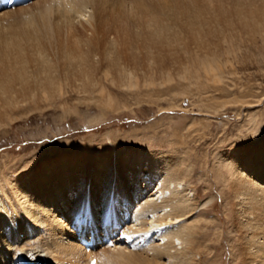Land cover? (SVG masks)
<instances>
[{"label":"bare ground","instance_id":"6f19581e","mask_svg":"<svg viewBox=\"0 0 264 264\" xmlns=\"http://www.w3.org/2000/svg\"><path fill=\"white\" fill-rule=\"evenodd\" d=\"M114 6L131 17L134 35L102 22ZM0 23L11 29L0 41L1 128L46 103L57 106L54 101L74 95L95 99L109 83L136 90L157 81L160 72L184 77L193 50L199 57L212 51L211 36L233 32L264 40V0L209 8L161 0L153 7L137 0H31L0 9ZM88 141L34 159L16 179L8 178L10 159L0 164V264H264V140L236 148L215 241L208 230L213 224L192 218L215 198L201 201L182 180V168L172 178L169 164L153 156L149 164L156 175L161 168L167 172L155 190V171L150 177L144 172L146 152H122V143L113 141L111 166L108 149ZM86 237L91 248L82 244ZM224 238L230 262L221 259Z\"/></svg>","mask_w":264,"mask_h":264},{"label":"rangeland","instance_id":"374dc122","mask_svg":"<svg viewBox=\"0 0 264 264\" xmlns=\"http://www.w3.org/2000/svg\"><path fill=\"white\" fill-rule=\"evenodd\" d=\"M161 1L205 8H209L211 3L229 2ZM137 3L153 7L158 4V0H137ZM110 7L102 22H107L112 29L117 26L114 30L120 27L118 33L121 35H131V17L127 12H121L117 6L113 7V12L119 10L118 13L114 12L118 15L114 14L115 17H112ZM124 13L129 18L124 17ZM109 14L111 20L108 19ZM120 17L123 19L117 21ZM15 30L16 27L12 31ZM9 31L11 29L0 26V41L4 40V34ZM209 39L213 43L210 46L212 51L209 55L199 57L193 50V61L184 77L176 75L170 78L171 75L160 72V82L150 79V85L148 81L144 82L136 90L109 86V83L104 94H95V99L74 95L66 99V102L54 101L57 106L46 103L44 107L32 108L8 126L1 127L0 164L9 159L13 162L8 165V178L16 179L34 159H43L44 155L53 150L66 151L83 147L88 140L90 144H97L98 148L108 149L105 156L112 166V159H116L112 153V142L120 141L122 152L128 148H138L148 154L144 163L147 177L155 171L149 164L154 160L153 156L161 157L169 164L168 172L172 178L177 177L180 168L183 169L182 180L197 189L201 201L215 198L211 204L199 206L192 215L193 219L201 218L203 222L213 224L208 230L213 231L212 238L215 241V224L218 217L223 218L225 207L228 206L229 179L232 175L229 167L237 159V149L245 143L256 145L264 140V40L260 37H256V41L247 40L245 35L235 36L233 32H226L221 39L219 35ZM45 40L46 38L40 39L43 42ZM218 74L220 77L216 76ZM96 95H99L98 98ZM222 160H225L224 164ZM154 173L151 176L152 186L156 190L164 184L163 178L167 172L161 168V178L156 175V171ZM0 179V183H3L4 178ZM164 192L167 195L168 192ZM226 240L224 238L222 241L224 247L221 251L224 256L221 259L230 262Z\"/></svg>","mask_w":264,"mask_h":264}]
</instances>
